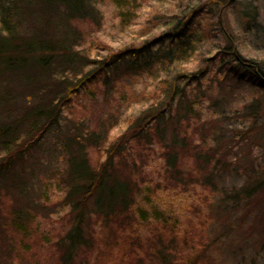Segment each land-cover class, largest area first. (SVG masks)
<instances>
[{"label":"trees","instance_id":"1","mask_svg":"<svg viewBox=\"0 0 264 264\" xmlns=\"http://www.w3.org/2000/svg\"><path fill=\"white\" fill-rule=\"evenodd\" d=\"M105 1L6 0L0 4L1 181L15 170L18 162L28 160L33 150L43 147V141L50 140L69 105L83 96L96 98L97 92L89 89L91 85L102 83L107 89L104 96L108 95L113 103L108 123L107 120L92 123L82 117L77 119L78 125L66 129L64 137L59 138L56 149L60 150L59 160L68 167L67 173L60 166H53V162L45 166V182L40 183V188L29 185L30 180L24 177L12 181L22 192L25 205L20 203L12 209L11 225L24 239L36 233L38 240L53 245L55 259L51 264L87 263L89 257L83 253L96 250L98 231L107 233L108 229L109 239L101 242L100 248L105 242L103 248L109 262L125 264L127 260L139 259V249H144L139 228L153 222V226L161 224L158 229L170 225L176 230L180 217L171 203L177 201L176 196L185 198L187 191H196L197 184L218 193L214 202H208L210 221L213 217L224 221L225 216L231 215L227 213L233 211L245 214L239 215V223L255 210L256 217H264V164L254 162L237 168L242 184L221 187L219 173L234 169L229 159L233 146L221 144L218 137L223 129L205 131L200 119L203 110L210 114L209 109H213L212 116L217 117L212 123L227 112L222 99L214 97L215 92L230 86L229 83L242 84V89L251 86L264 90V62L246 58L239 52L240 38L223 18L232 0H154V5L159 7L152 21H159L157 36L145 38L140 44L125 43L120 49L90 60V49L86 50L84 44L90 40L92 45L88 46L97 47L96 39L90 37L94 31L106 27L102 9ZM108 1L117 8L122 31L136 17L142 0ZM205 13L218 17L216 25L225 39L224 47H214L210 25L199 18ZM243 13L246 31L264 33L259 5L251 3ZM88 28L92 32L86 35ZM205 48H208L207 56L201 66H183L192 56L203 55ZM71 74L77 77L69 80ZM133 75L146 76V80L150 78L156 84L161 81L164 86L130 90L124 80ZM218 84L221 87L217 90ZM135 97L138 98L133 100ZM244 98L247 101L241 109L245 112L240 115L243 118H238L252 125L241 134L233 128L232 135L251 138L264 119L263 105L261 98L253 93ZM125 103L128 109L123 107ZM130 108L138 109L134 120L127 118ZM126 120L125 131L114 138L107 158L100 165L93 164L90 147L99 149L101 140L108 137L111 129ZM201 139L210 142L202 144ZM182 159L195 164L191 165L194 167L191 172L196 177L191 178V173L183 171ZM193 179L200 182L192 183ZM55 188L64 192L59 202L60 206L69 208L66 216L70 225L57 233L59 239L53 240L52 233L38 234L40 230L31 224L37 212H43L45 218L54 213L55 208L52 211L46 207ZM193 192L187 196L192 197ZM205 212L201 211L204 215ZM224 224L223 238H226L236 224ZM241 225L246 227L245 223ZM159 232L157 237L164 241L163 230ZM221 239L220 234L207 242L200 241L188 255L180 253L171 242L165 249L152 244L151 252L143 250L142 257L156 256L166 264H214V255L209 250ZM6 240L13 242L9 235ZM20 240L15 243L26 245ZM186 244L183 242L182 246ZM13 246L1 248L0 255ZM5 262L8 260L0 264Z\"/></svg>","mask_w":264,"mask_h":264},{"label":"rangeland","instance_id":"2","mask_svg":"<svg viewBox=\"0 0 264 264\" xmlns=\"http://www.w3.org/2000/svg\"><path fill=\"white\" fill-rule=\"evenodd\" d=\"M2 2H6V0H0V4H2ZM103 3L102 9L106 15V27L100 31H94V33H92L93 36L90 37H94L96 39L97 47L88 46V44L92 45L90 40L86 41L84 44V48H86V50L90 49V60L99 59L100 57L105 56L108 51L120 49L125 43L131 41L140 44L145 38L157 36L159 33L160 29L157 26L159 24V21H157L158 19H155V22H152L154 21L153 18L157 16V10L159 9V7L154 5V0L140 1L141 4L138 3V12L135 14L136 17H134L130 24H127L125 29L122 31L120 30V22L118 19L120 15L118 16L117 8L113 3H111V1L106 0ZM251 3H256L260 6L261 20H259L261 24H264V0H232L227 9L223 12V18L234 35L240 38V46H238L239 48L237 47L239 52H242V55L246 58H253L264 62V33L256 30L248 32L244 28L245 18L243 11ZM199 18L203 21V23L210 25L209 29L212 35H214L216 42L214 47H217V49L224 47L223 43H225V39L222 37L221 31L216 25V19H218V17H215L211 13H205L201 14ZM85 32L86 35H89L92 30L88 28V31L85 30ZM207 50L208 48L203 49V55L200 57H197V55L192 56L189 60L185 61L183 66L186 65V67L189 68L198 67L199 65L201 66L203 63L202 60L207 56ZM76 77V74H71L69 76V80H74ZM146 79V76L137 77L133 75V77H126L124 81L129 83L130 86H128V88H130V90L136 89L137 91L145 89V86H147V88H154L156 85L159 87L164 86V83L161 81H158L156 84L152 82V79ZM65 83L66 82L63 81V84ZM119 83L123 82H118V84ZM63 84L61 83L59 85L61 86L59 91L60 94L63 92ZM229 85L230 86L225 85L223 86V89H220L217 93L215 92L216 97H214V99H222L221 104L226 106L227 112H225V114H223V116L216 121L214 120L215 122L213 123L210 121L217 117L212 116L213 109H209L210 114L207 113V110H203L202 115L204 118L203 116L200 118L202 122H204V126L202 128L206 129L205 131H211L212 129H218V127H220L223 129L220 137H218L221 144L225 145L227 143H231L233 146L229 150V153L231 154L229 159H231L234 169L230 168L227 171L219 173L218 183L221 187L242 184L243 179L237 174V168H241L242 166L247 167L249 163L253 164L254 162L255 164H264V119H261L262 124L259 126L256 124L258 126L256 129L257 133L254 132V134H251V138H246V136H241L239 134H241L242 131L245 132V130H248L249 127H251L252 122H243V120L238 118V116L243 115L245 112V109H241L242 103L247 101L244 97L248 95L249 98L252 96V93L261 98L263 105L262 112L264 113V90L259 91L251 86L242 89L243 86H240L242 84L229 83ZM219 87H221V85L216 86L217 90ZM89 89H94L95 92H97L95 93L96 98L92 99L90 95L85 97L83 96L81 99L76 100L73 105H69L63 112L61 124L56 125L54 130L55 133L50 134L52 135L50 140L43 141L44 144L42 143V146L44 148L40 147L33 150L31 155L28 157V160H24L21 163L18 162L14 167L15 170L8 174V177L2 181L0 180V249L7 247L8 244H11V246L14 245L13 247H15L12 248V250L9 249L5 255H0V261L8 260L5 264H38V262L41 264H51L54 262L53 250H55V247L53 245L44 244L42 239L38 240L39 237L36 233H32L31 238L24 239V237L21 236L22 234L20 235V232L17 231L15 227H12L10 222L12 220V209L16 208L20 203L25 205V202L21 197L22 192L12 181L24 177L26 180H30L29 185L34 188H40L42 186L40 183H43L46 176L44 169L47 164L52 165L55 163L53 166H60L63 172H68V167H64L63 162L59 160L60 158L58 155L60 150L56 149L58 147H56V143L59 142L60 144L59 138L61 136L64 137V133L67 132L68 129L72 128L74 125H78L77 119L82 117L92 120V123H95L96 120H107L108 123V119L111 117V112L113 110L111 98L108 95L104 96L107 89L102 83L97 82L96 84L91 85ZM138 97L133 98V100H136ZM30 103H32V100H30ZM126 103L123 107L128 109V105ZM26 105H30L29 101ZM137 110L138 109L132 108L127 110L129 115L127 118L134 120ZM5 116L6 115H4V117ZM240 118L243 117L240 116ZM127 121L128 120L121 122L113 129V131L111 129L108 137L101 140L99 149L94 148L95 146L90 147V160L93 164L100 165L107 158L108 150L110 149L114 138L125 131L128 123ZM235 121L236 123H234ZM233 128H235L239 134L233 136ZM53 136L55 139H52ZM198 136L200 139V135ZM201 141L202 144L206 143V141L210 142V140L206 139H201ZM189 163L190 161L187 163L183 160L182 169L187 173H191V178L193 176L196 177L197 175H193V172H191L194 168L191 166L193 163L191 162V165ZM196 165L199 166L198 164ZM193 166H195V164ZM150 170L151 168H149L146 172L149 173ZM195 181L200 182V180L198 181L196 179L192 181V183L197 184ZM197 185L198 188L196 191L193 192V189L189 190V192L187 191L185 198L176 196V198H178L177 201H175L174 204L171 203V206L176 208V214L180 217V222H178L176 230H172L170 225L161 227L162 229H158V225L161 224L156 223V225L153 226V222H151V226L148 225L139 228L140 232H138L142 235V244L144 246V249H139L141 257L144 254L143 250H151L152 244L154 246H158L159 248L164 246L162 249H165L170 242L179 249L180 253L188 255L189 251L191 252L195 249L194 245L199 246L200 241L207 242L209 239H214L216 236L218 237L221 234L222 239L219 243L211 246V249L209 248L211 254L214 255L212 256L214 258V264H221V262L222 264H264V217H256L257 210H255V212L247 214L244 221L239 223V219L241 217L239 215L245 214L241 211L236 213L233 211L232 213H227L231 215H228L227 217L225 216L224 221L222 219L215 220L214 217L210 221L208 218L209 210L207 209L209 208L208 202H214L218 198V193H211L206 186L204 187V185L202 186L200 184ZM192 192V197H188L187 194ZM180 193H182V191ZM63 194L64 192L56 188L51 192V197H48V201L50 202L47 203L46 208H51L52 211L53 208L56 210H54V213L52 212L53 214L49 213L48 218H45L46 215H44L43 212H37V216L31 225L40 230L38 231V234L42 232H49L52 233L53 240H56L58 238L57 233L67 229L68 225H70L68 224L69 217L66 216L69 208L68 206H60L59 202L61 201L60 199L63 198ZM42 205L46 204L43 203ZM205 210L206 212L204 215L201 211ZM248 221H250V223ZM228 222L236 225L228 232V236L223 238V225ZM242 223H245L246 227H243L241 225ZM154 229H156V232L159 234L154 233ZM187 229H189L188 232H186ZM162 230L164 241H160L157 237L161 233L159 231ZM108 233L109 229L107 233L100 230L98 231V244H96L98 245V248L93 250L91 253H83L87 254V257H89L87 263L84 261L83 264H112L109 262V259H107L108 254L106 248H103V244L105 245L107 238L109 239ZM8 235L11 239H13V242H6ZM153 235H156V237L154 238ZM19 238L21 239L20 241L26 243V245L24 244L23 246H20L19 243H15V240H18ZM26 240H29L30 244L27 243ZM104 240L105 242L102 244V248H100V243ZM183 242L184 244H187L182 246ZM17 244L19 245L16 246ZM141 257L139 256V259L133 260L132 262L127 260L125 262L128 263L125 264H166L161 262L160 258L157 259L156 256H151L150 258ZM217 257L219 259H217ZM114 264L116 263L114 262Z\"/></svg>","mask_w":264,"mask_h":264}]
</instances>
